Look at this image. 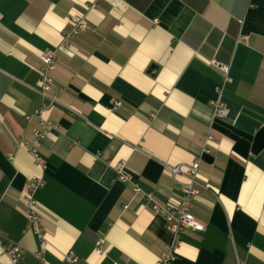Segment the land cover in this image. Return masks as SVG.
Here are the masks:
<instances>
[{
    "label": "crops",
    "instance_id": "0c3cea01",
    "mask_svg": "<svg viewBox=\"0 0 264 264\" xmlns=\"http://www.w3.org/2000/svg\"><path fill=\"white\" fill-rule=\"evenodd\" d=\"M73 15L87 28L57 50L40 166L23 146L38 124L39 54ZM194 161L191 212L205 230H182L171 264H264V0H0V236L23 264L38 248L22 211L31 179L43 181L48 264H155L173 235L133 188L175 202L186 178L169 166Z\"/></svg>",
    "mask_w": 264,
    "mask_h": 264
},
{
    "label": "built area",
    "instance_id": "2783aa9c",
    "mask_svg": "<svg viewBox=\"0 0 264 264\" xmlns=\"http://www.w3.org/2000/svg\"><path fill=\"white\" fill-rule=\"evenodd\" d=\"M71 28L69 31L63 33L62 38L56 48H47L41 51L39 58L41 65L39 67V79L36 82V91L40 96V105L35 110V116L38 117V124L33 129L32 138L29 142L23 143V146L29 151L35 163L40 166L44 165V160L38 153L37 146L40 141L47 135L50 128L55 127L54 122L45 117L44 112H47L56 102L58 87L53 82L50 74L55 69L57 60L58 48L69 47L70 38L79 32L86 30L87 23L82 16L73 15L68 18ZM248 39L247 34H239L237 41H246ZM212 64L219 69L224 80H230L228 74V66L222 64L216 60L212 61ZM214 111L217 115H223L225 113L224 106L219 103H213ZM28 118V117H26ZM203 142L206 143L211 136L206 134L203 136ZM198 161L186 165L185 168H181L180 165L169 166V170L172 175H181L186 178L185 183L181 186V195L175 202L162 203L157 201L153 194L149 192H142L141 188L134 186L133 194L141 195L143 199L150 202L149 206L155 214L161 215L165 222V227L173 235L172 243L167 245V249L161 252L155 262V264H171L175 258L174 246L180 242V232L184 229H191L194 231H204L205 225L199 222L191 212L193 200L200 192V188L203 187L197 180ZM119 181L125 182L129 180L128 174L125 171L124 162L119 161L113 165ZM43 184L41 178H33L23 188L22 191V211L31 223L33 232L38 239V248L34 252L35 264H48L44 257V252L47 246L45 239V233L40 226L41 214L37 208V202L34 198L35 191ZM125 207V206H124ZM102 239L99 238L96 245H99ZM0 249L8 258V264H23L22 248L9 241H3L0 236ZM94 250L99 252V248ZM64 260L69 263H76L78 257L72 250H67L64 254Z\"/></svg>",
    "mask_w": 264,
    "mask_h": 264
}]
</instances>
